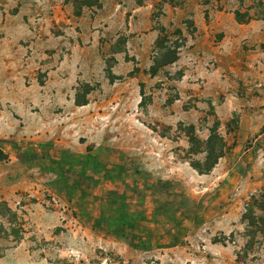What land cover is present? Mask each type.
Returning <instances> with one entry per match:
<instances>
[{
	"label": "rangeland",
	"instance_id": "1",
	"mask_svg": "<svg viewBox=\"0 0 264 264\" xmlns=\"http://www.w3.org/2000/svg\"><path fill=\"white\" fill-rule=\"evenodd\" d=\"M0 150V264H264V0H0Z\"/></svg>",
	"mask_w": 264,
	"mask_h": 264
},
{
	"label": "trees",
	"instance_id": "2",
	"mask_svg": "<svg viewBox=\"0 0 264 264\" xmlns=\"http://www.w3.org/2000/svg\"><path fill=\"white\" fill-rule=\"evenodd\" d=\"M237 16L240 17V13H237ZM215 138H219V136H211V138L208 140L207 144H208V148L209 149V154H213V148L210 146H214L215 142L214 139ZM221 139V138H220ZM220 143L222 145V149L220 151V153L214 157L213 159L210 160V157L208 158L209 161L207 162V165L204 168H201V166L199 164H193V167L199 171L200 174H208L210 173L213 168L216 166V164L218 163L219 159L225 156L226 150H227V144L226 142L223 140V138L220 140ZM4 156V157H2ZM7 157H5V155H3V152L0 150V160H3ZM252 199H256L255 196H253ZM23 214H25V212H23ZM0 216L1 217H9V222L10 223H15L17 225V228L12 229L13 230V235L15 236L16 240H21L22 239V234L25 232L24 229V223H25V219L24 217H22V215H20V213L16 210H13L10 206V204L8 203L7 200H5L4 198H0Z\"/></svg>",
	"mask_w": 264,
	"mask_h": 264
},
{
	"label": "crops",
	"instance_id": "3",
	"mask_svg": "<svg viewBox=\"0 0 264 264\" xmlns=\"http://www.w3.org/2000/svg\"><path fill=\"white\" fill-rule=\"evenodd\" d=\"M17 25H18L17 28H18L19 30H20V29H25V27H24V22H23V20H21L20 17L17 18ZM263 153H264V150H263ZM262 159L264 160V155H263ZM230 172H231V170H230V171H227L225 174H228V173H230ZM213 174H215V176H217L218 178H220V177H219L220 174L218 173V169H215V171L213 172ZM238 204L240 205L241 203H233L232 207H237ZM227 216H229V214H227Z\"/></svg>",
	"mask_w": 264,
	"mask_h": 264
}]
</instances>
